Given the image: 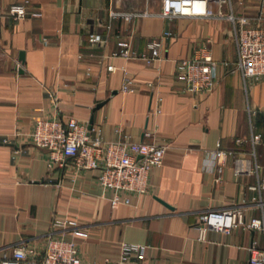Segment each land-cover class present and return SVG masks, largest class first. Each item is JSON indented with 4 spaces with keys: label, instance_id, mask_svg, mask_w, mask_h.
<instances>
[{
    "label": "crops",
    "instance_id": "crops-1",
    "mask_svg": "<svg viewBox=\"0 0 264 264\" xmlns=\"http://www.w3.org/2000/svg\"><path fill=\"white\" fill-rule=\"evenodd\" d=\"M25 1L26 17L6 14ZM231 10L264 27V0H231ZM110 11L141 13L132 23L115 21L114 33L131 36L138 52H149V41L158 39L160 58L150 65L104 59L114 37L106 48L91 47L89 34L105 35ZM160 11L159 0H0V264L19 245L41 251L53 219L66 217L87 232L76 239L82 264H116L123 244L144 247V257L128 264H248L259 232L202 233L198 219L232 206L245 221L260 215L251 201L264 197L257 178L236 175L231 157L220 165L208 154L219 143L264 164V77L244 79L224 66L237 60L227 20H167ZM166 31L172 37L163 38ZM201 50L217 65L210 93L187 91L176 73L178 60ZM107 64L115 69L107 72ZM124 71L132 92L121 90ZM42 117L88 126L92 120L105 142L166 145L163 164L146 193L112 208V192L96 183L98 170L76 171L69 157L52 164L47 149L25 140ZM252 134L261 137L254 153L251 143H236Z\"/></svg>",
    "mask_w": 264,
    "mask_h": 264
},
{
    "label": "built area",
    "instance_id": "built-area-1",
    "mask_svg": "<svg viewBox=\"0 0 264 264\" xmlns=\"http://www.w3.org/2000/svg\"><path fill=\"white\" fill-rule=\"evenodd\" d=\"M160 15L167 20L178 17L214 18L227 20L231 28V36L235 41L237 60L234 64L224 63L227 70L238 71L244 79L264 77V27L253 24L248 16L236 15L231 10V0H159ZM26 4H11L6 14L14 19L26 17ZM226 7L229 10H225ZM141 13H120L110 11L108 21L104 25L105 35L93 32L89 34L88 43L93 48H106L113 42V49L104 59L120 58L127 61L140 60L147 65L160 58L159 40L152 39L148 43L149 52H138L133 48L132 38L115 34L113 23L121 20L132 23ZM163 38L172 37L170 31L164 32ZM82 59V55H78ZM216 62L209 53L201 50L190 58L176 62V73L184 83L185 89L193 93H210L215 85ZM115 67L106 65V71L112 72ZM86 74H90L87 68ZM121 90L132 92L133 80L124 71ZM91 131L96 134L91 137ZM150 137L151 133L145 132ZM28 143L47 149L52 164L63 158H71L76 171L98 170L97 185L105 191L112 192L110 205L116 208L121 204H130V196L147 192L149 179L154 169L162 166L166 145L155 142H105L100 130L88 129V125L69 119L65 123L57 117H42L35 121L32 130L24 135ZM259 134H252L249 139H236L242 145L251 143L254 148L260 142ZM208 155L218 164L231 157L234 159L236 175H254L257 178V189L264 192V164L244 161L235 157L231 151L220 148V144ZM258 206L260 215L245 221L243 210L238 206L224 209H209L202 212L198 219V229L228 233L241 228L246 231L259 232L260 239H253L249 251L248 264H264V197L260 194L251 198ZM245 203V201H244ZM52 233L39 251L35 246L19 245L13 249L10 257H4L2 264H82L78 238L87 237L86 230L74 218H54ZM144 247L140 245H122L120 259L116 264H128L132 258L141 260Z\"/></svg>",
    "mask_w": 264,
    "mask_h": 264
},
{
    "label": "water",
    "instance_id": "water-1",
    "mask_svg": "<svg viewBox=\"0 0 264 264\" xmlns=\"http://www.w3.org/2000/svg\"><path fill=\"white\" fill-rule=\"evenodd\" d=\"M21 59H22V54H21ZM100 106H101V104L98 105L97 108H99ZM92 123H93L92 120H90V123H89V126H88V129H89V130L92 129Z\"/></svg>",
    "mask_w": 264,
    "mask_h": 264
}]
</instances>
